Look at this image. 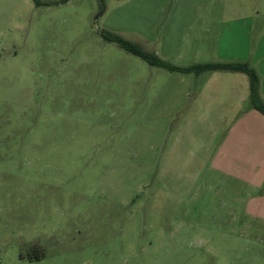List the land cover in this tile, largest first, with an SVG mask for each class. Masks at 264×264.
I'll return each instance as SVG.
<instances>
[{"label": "rangeland", "instance_id": "1", "mask_svg": "<svg viewBox=\"0 0 264 264\" xmlns=\"http://www.w3.org/2000/svg\"><path fill=\"white\" fill-rule=\"evenodd\" d=\"M246 17L264 0H0V264H264L248 76L102 36L254 66L219 46Z\"/></svg>", "mask_w": 264, "mask_h": 264}, {"label": "trees", "instance_id": "2", "mask_svg": "<svg viewBox=\"0 0 264 264\" xmlns=\"http://www.w3.org/2000/svg\"><path fill=\"white\" fill-rule=\"evenodd\" d=\"M102 36L108 42H115L119 44L126 51L131 52L141 57L142 59L148 61L151 66H158L171 71L196 73L198 75L203 73L220 72V71L245 74L246 76H248L250 82V95H251L252 105L258 112H260L264 116V100L261 98L260 95V76L258 72L255 70V68L252 67L249 63H245V62L244 63L234 62L230 64L205 63V64L194 65L190 68H180L161 60L157 56H150L148 54H144L141 51L135 50L133 46L121 40L115 34L109 32H103ZM43 256L44 255L41 254L40 256H38V259L42 258Z\"/></svg>", "mask_w": 264, "mask_h": 264}, {"label": "crops", "instance_id": "3", "mask_svg": "<svg viewBox=\"0 0 264 264\" xmlns=\"http://www.w3.org/2000/svg\"><path fill=\"white\" fill-rule=\"evenodd\" d=\"M256 15H261L258 9ZM232 23V22H231ZM223 38L221 36L219 45L225 49H230L235 44H242L244 42L245 50L248 48L256 49L250 61L253 63L255 70L260 76V95L264 100V20L253 22L249 17L238 19L234 23L224 26L222 28ZM224 33L226 38L224 39ZM224 39V40H223ZM260 50V54H257ZM220 55V49H219ZM248 59V58H247ZM246 59V61H247ZM257 140V139H253Z\"/></svg>", "mask_w": 264, "mask_h": 264}]
</instances>
